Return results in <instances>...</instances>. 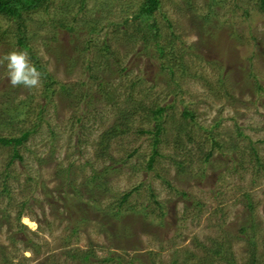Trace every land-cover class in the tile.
<instances>
[{
	"label": "rangeland",
	"instance_id": "obj_1",
	"mask_svg": "<svg viewBox=\"0 0 264 264\" xmlns=\"http://www.w3.org/2000/svg\"><path fill=\"white\" fill-rule=\"evenodd\" d=\"M142 1L52 0L48 10L25 15L27 51L56 84L45 99L43 76L38 87H13L0 64V109L11 99L2 97L4 90L19 96L15 103L31 96L30 113L18 125L36 126L18 148L23 161L8 166L14 147L0 145V258L6 264H46L50 257L79 264L65 252L88 248L97 256L90 264H131L133 258L140 264H229L226 258L264 264L259 0H162L154 17L159 36L134 19ZM62 24H72L75 33ZM4 30L0 57L22 49L16 23L0 18V34ZM163 64L175 70L173 79L168 70L161 73ZM158 107L166 110L159 155L149 169ZM122 113L131 115L130 130L101 158L100 137ZM110 165L107 187L87 184ZM138 187L124 205L127 214L116 220L114 203ZM78 217L86 222L75 233L71 222ZM247 224L253 245L239 234ZM114 254L119 262L105 260Z\"/></svg>",
	"mask_w": 264,
	"mask_h": 264
},
{
	"label": "trees",
	"instance_id": "obj_2",
	"mask_svg": "<svg viewBox=\"0 0 264 264\" xmlns=\"http://www.w3.org/2000/svg\"><path fill=\"white\" fill-rule=\"evenodd\" d=\"M52 3V0H0V18H3L7 21H12L15 22L17 25V32H16V39H17V44L24 50L30 51L28 49L29 44H28V37H27V27L25 26V15L37 12L38 10H48L50 4ZM162 0H143L138 8V11L134 14V19L137 21H140L141 24H145V26L148 29L154 30V36H159L157 31V24L154 19L155 13L159 11V8L161 7ZM261 11L264 12V0H259V6ZM127 23V21L125 22ZM62 27L67 30L68 32H73L75 33V28L74 26L67 25V24H62ZM90 35L98 32L97 27H90L89 29ZM7 31L4 30L0 34L1 37H6ZM72 33V34H73ZM133 40H137L136 36L130 37ZM156 39V37H154ZM144 39L147 40H152L151 37L145 34ZM158 48V51L160 54L164 53V48L160 47V45L157 44L156 46ZM35 61V66L42 72L43 76V83H44V93L43 97L48 100L51 99V96L54 93V90H52L53 86L56 84V81L52 77L50 73H48L45 69V67L41 64L39 60L34 59ZM181 69V68H180ZM126 71V69H123ZM161 73H164V71L168 70V75L173 79L176 76L175 70L170 65L163 64L160 67ZM138 82L140 81L139 79L137 80ZM141 83V82H140ZM103 84V83H102ZM101 86V84H100ZM60 90L62 92H66L67 95H71V88L66 87L65 85L60 87ZM3 98H7L6 101L7 106L3 107L0 109V145L2 146H13L14 147V155L8 164V166H11L14 161L19 160L20 162L24 160L23 156L19 153V147L24 145L25 142H27L30 138V136L35 132L36 126L30 130L26 129H20V126L18 125V119L21 118V116L25 114H29V106L31 105L30 99L31 96L28 97V100H22L19 101L18 103H15L17 98L19 96H14V92H10V90H4L2 93ZM140 110V108H139ZM165 108L164 107H158L155 110H153V119L155 122V131H154V141L152 144V153L150 155L149 161H148V168H152L154 161L156 159V156L159 155L158 151V145L160 144V139L159 135L162 132V125H161V120H163V116L165 113ZM42 113V106L40 107L38 116H41ZM184 115L194 118V115L187 109L184 110L183 112ZM131 118V115L129 114H121V117L113 123V125L107 129L100 137V141L98 142L97 148L98 152L101 158H108L109 157V152L111 148L112 142L119 138L120 136L127 134L130 130L128 122L129 119ZM40 119V117H39ZM22 120V119H21ZM151 131H147L149 133ZM213 153L211 152L209 156H211ZM39 164L47 162V159L43 158H38L37 159ZM112 160V159H111ZM177 166L179 168L183 167V163H177ZM72 167L69 166L67 168V173L70 174ZM114 167L113 165L106 166L102 171H94L93 175L91 178H89V181L87 184H100V186L107 187L108 183L105 181L104 177L107 176L111 170H113ZM70 176V175H69ZM70 178V177H68ZM6 179L4 180V188H6ZM86 184V186H87ZM103 187V188H104ZM102 188V187H101ZM140 187L133 189L130 192H125L119 200H117L114 204L116 205V208H112V211L114 210L113 216L115 217L116 220H120V218L124 217V214H127V210L124 209V205L128 202L130 197L132 196L133 192L137 191ZM7 190V189H5ZM107 190V189H106ZM8 191V190H7ZM184 196H186V193H183ZM151 197H154V194L152 193ZM248 209L250 210L251 214L254 211V206L253 203L249 200L248 202ZM26 206V203L22 205V208ZM136 208V207H135ZM116 209V210H115ZM144 212V211H143ZM23 215V210L21 209V212L19 213V220L21 219ZM146 216V213H145ZM86 218L85 217H78L74 219L71 223L73 224L72 230L76 233L79 230V225L81 223H85ZM21 229H27L25 225L20 226ZM249 225H242L239 230V234H243L244 237L248 238L247 236H250L247 231H249ZM254 236H250L248 238L249 242L253 245L255 244ZM37 245L33 244L32 248H35ZM2 249V248H1ZM221 247H219L218 250H220ZM4 251H1V254ZM220 255L223 256V259H225V255L222 254V251H218ZM0 254V255H1ZM67 259L71 261H75L76 263L78 262L79 264H90L94 260H97V256L91 248H88V250L82 251V250H69L65 252ZM252 255H255L253 252ZM107 262H119V256L117 254H114L113 256L107 257L105 259ZM226 260L229 262V264H235V262L229 258H226ZM105 262V261H104ZM7 259L0 258V264H6ZM46 264H59L57 260L54 259V257H50L46 259L44 262ZM131 264H140L137 262L136 258L132 259ZM175 264V263H173Z\"/></svg>",
	"mask_w": 264,
	"mask_h": 264
},
{
	"label": "clouds",
	"instance_id": "obj_3",
	"mask_svg": "<svg viewBox=\"0 0 264 264\" xmlns=\"http://www.w3.org/2000/svg\"><path fill=\"white\" fill-rule=\"evenodd\" d=\"M0 64L5 65L7 79L13 87L34 88L41 83L42 72L32 62L27 50L13 48L0 57Z\"/></svg>",
	"mask_w": 264,
	"mask_h": 264
}]
</instances>
